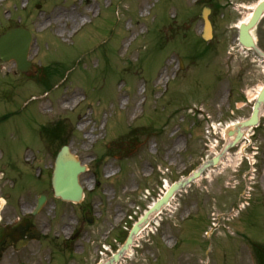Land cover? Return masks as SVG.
<instances>
[{
	"label": "rangeland",
	"instance_id": "rangeland-1",
	"mask_svg": "<svg viewBox=\"0 0 264 264\" xmlns=\"http://www.w3.org/2000/svg\"><path fill=\"white\" fill-rule=\"evenodd\" d=\"M256 1L0 0V34L9 25L33 34L27 73L0 60L3 179L19 176L29 202L47 195L36 218L45 221L48 240L78 221L92 255L99 240L108 242L94 234L121 217L128 230L166 182L219 150L225 123L249 116L252 103H235L264 82V59L228 50L236 45L234 25ZM204 6L212 23L208 41L200 40ZM55 7L84 23L50 21ZM253 33L264 50V18ZM71 93L78 102L63 106ZM206 122L221 124L208 135ZM57 124L56 138L49 128ZM63 143L87 167L77 204L52 193L50 171ZM240 145L246 157L235 167ZM86 211L96 221L89 224ZM255 244L264 251V107L259 127L177 192L118 264H258Z\"/></svg>",
	"mask_w": 264,
	"mask_h": 264
},
{
	"label": "water",
	"instance_id": "water-1",
	"mask_svg": "<svg viewBox=\"0 0 264 264\" xmlns=\"http://www.w3.org/2000/svg\"><path fill=\"white\" fill-rule=\"evenodd\" d=\"M209 9L204 8L201 16L203 18L202 36L204 39L211 37V27L207 18ZM264 13V0L261 1L253 12L248 24H241L239 29V41L245 46H251L255 48L253 38L250 35V29L253 28L258 22L260 16ZM32 40L31 32L23 27H11L0 35V58L3 61L14 60L18 70L27 71L31 65L27 59L29 46ZM261 53V52H259ZM264 101V87L255 101L251 116L236 124L234 130H229L228 135H232L236 132L232 141H229L224 146L222 152L213 157L210 160L203 162L196 170H194L188 177L180 179L174 182L165 194L157 200L143 215V217L134 225L125 244L121 249L114 254L107 262L100 264H110L113 260L119 258L121 253L129 246L132 241L133 235L137 232L139 227L146 223L148 217L155 211L159 210L164 205L169 197L178 189L186 186L192 180L198 178L201 172L209 165L216 164L220 155L230 146L234 145L241 137L243 129L251 125H255L258 121V115L260 108ZM85 170V166L78 161L73 154L68 150V146H63L58 152L54 169L52 173V187L54 194L60 196L62 199L79 201L82 196V187L78 182V175ZM40 203H43L44 198H41ZM90 221V219H88Z\"/></svg>",
	"mask_w": 264,
	"mask_h": 264
},
{
	"label": "flooded vegetation",
	"instance_id": "flooded-vegetation-1",
	"mask_svg": "<svg viewBox=\"0 0 264 264\" xmlns=\"http://www.w3.org/2000/svg\"><path fill=\"white\" fill-rule=\"evenodd\" d=\"M12 195V191L5 189L4 184L0 185V197L5 198L3 202L0 200V264L29 263L31 259H34V264H39L35 262V258H39L41 254V239L45 225L36 218L37 215L30 214L32 202L20 194L18 202H12ZM17 208L19 210L24 208L28 212L26 214L19 212L18 215ZM36 224L41 229L39 236L34 234V229H37ZM57 232L63 235L57 243L58 253L62 255L61 258L58 255L61 261H64L65 255L66 264H70L69 259L74 260L85 253L86 245L79 241V238L84 237L85 232H82L78 225L67 228L61 226ZM42 257L48 258L49 261L53 260L51 251H44ZM57 260L58 258L55 259L56 262ZM87 261L88 257L83 255L81 261L77 258L75 264H88Z\"/></svg>",
	"mask_w": 264,
	"mask_h": 264
},
{
	"label": "bare ground",
	"instance_id": "bare-ground-1",
	"mask_svg": "<svg viewBox=\"0 0 264 264\" xmlns=\"http://www.w3.org/2000/svg\"><path fill=\"white\" fill-rule=\"evenodd\" d=\"M255 5H256V3L253 4V6L249 9V11L239 20V22H245L249 19ZM86 10L91 12L93 10L92 5H89V7ZM48 17H49L48 19L50 21H52V20L56 21L57 24L63 23L65 26H68L71 28L73 27V25H78L80 23H84L82 18H79L77 14H75L73 11L66 9V8L61 9V8L55 7L49 12ZM165 74H166V72L163 73V75H165ZM163 75H162V77H163ZM78 100H79V98L77 97L76 93L67 94L64 96V101L62 102V105L63 106L72 105V104H75L76 102H78ZM84 127H86V125H84ZM168 185L169 184L166 183L164 188H166Z\"/></svg>",
	"mask_w": 264,
	"mask_h": 264
},
{
	"label": "trees",
	"instance_id": "trees-1",
	"mask_svg": "<svg viewBox=\"0 0 264 264\" xmlns=\"http://www.w3.org/2000/svg\"><path fill=\"white\" fill-rule=\"evenodd\" d=\"M260 260H261V264H264V262H263V260H264V256H263V255H261Z\"/></svg>",
	"mask_w": 264,
	"mask_h": 264
}]
</instances>
